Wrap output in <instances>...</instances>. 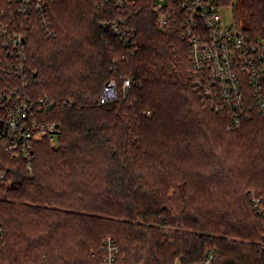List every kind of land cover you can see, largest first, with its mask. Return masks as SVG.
<instances>
[{
    "label": "trees",
    "instance_id": "obj_1",
    "mask_svg": "<svg viewBox=\"0 0 264 264\" xmlns=\"http://www.w3.org/2000/svg\"><path fill=\"white\" fill-rule=\"evenodd\" d=\"M152 1L131 8L136 54L98 24L95 0H55L56 36H30L28 92L54 99L44 118L60 131L56 145L36 142L30 170L0 144L12 181L0 185V264H100L107 236L126 264H200L211 248L214 264H264L251 203L264 197V120L226 128L192 86L187 41L158 28ZM235 10L237 26L264 35V0ZM110 80L119 99L100 104Z\"/></svg>",
    "mask_w": 264,
    "mask_h": 264
},
{
    "label": "built area",
    "instance_id": "obj_2",
    "mask_svg": "<svg viewBox=\"0 0 264 264\" xmlns=\"http://www.w3.org/2000/svg\"><path fill=\"white\" fill-rule=\"evenodd\" d=\"M139 1L95 0L101 14L98 24L124 42V57L138 50L131 8ZM54 3L0 0V144L11 161L24 160L29 170L36 142L47 140L56 145L60 131L57 122L44 118L54 99L28 92L36 78V70L29 63V38L38 30L48 38L56 36L51 12ZM152 4L158 28L165 31L176 27L187 41L192 86L210 109L224 115L227 129H239L256 115L264 120V35L251 34L235 22L225 24L223 0H153ZM123 80L126 90L131 79L124 76ZM116 82L105 84L100 104L119 99ZM11 183L1 171L0 185ZM251 203L264 217V197L253 192ZM102 241L100 264H126L114 238L107 236ZM216 258L217 250L211 248L200 264H214ZM176 264L182 263L178 260Z\"/></svg>",
    "mask_w": 264,
    "mask_h": 264
},
{
    "label": "rangeland",
    "instance_id": "obj_3",
    "mask_svg": "<svg viewBox=\"0 0 264 264\" xmlns=\"http://www.w3.org/2000/svg\"><path fill=\"white\" fill-rule=\"evenodd\" d=\"M239 0H232V3L230 5H224L221 9L223 21L225 24H230V23H236V8L238 5ZM68 16H71L70 13L67 14ZM227 128V127H226Z\"/></svg>",
    "mask_w": 264,
    "mask_h": 264
},
{
    "label": "water",
    "instance_id": "obj_4",
    "mask_svg": "<svg viewBox=\"0 0 264 264\" xmlns=\"http://www.w3.org/2000/svg\"><path fill=\"white\" fill-rule=\"evenodd\" d=\"M56 126H57V127H59L60 125H59V124H57Z\"/></svg>",
    "mask_w": 264,
    "mask_h": 264
}]
</instances>
